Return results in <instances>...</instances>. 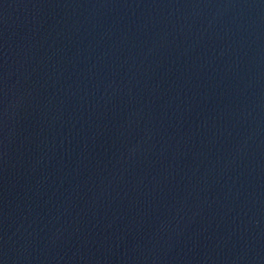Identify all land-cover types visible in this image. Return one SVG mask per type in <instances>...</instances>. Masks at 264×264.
<instances>
[{"label":"water","instance_id":"obj_1","mask_svg":"<svg viewBox=\"0 0 264 264\" xmlns=\"http://www.w3.org/2000/svg\"><path fill=\"white\" fill-rule=\"evenodd\" d=\"M0 264H264V0H0Z\"/></svg>","mask_w":264,"mask_h":264}]
</instances>
